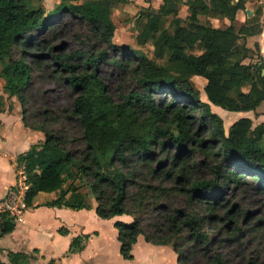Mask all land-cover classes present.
<instances>
[{
    "label": "trees",
    "instance_id": "1",
    "mask_svg": "<svg viewBox=\"0 0 264 264\" xmlns=\"http://www.w3.org/2000/svg\"><path fill=\"white\" fill-rule=\"evenodd\" d=\"M118 1L61 0L47 10L34 0H0L3 92L22 105L28 88L50 69L45 76L61 81L72 98L57 113L22 111L23 124L44 134L15 159L27 186L22 203L33 207L36 195L60 189L44 205L87 208L79 191L85 184L99 217L131 216L114 222L123 258H133L142 234L147 242L169 244L177 264H237L242 247L254 244L249 234L264 227V217L253 220L232 197L240 188L264 196V150L257 145L264 122L252 126L241 117L225 131L209 103L241 112L264 101L259 45L251 54L239 43L261 33V8L236 26L247 0H162L156 10L139 11L141 48H133L112 41L111 7ZM182 4L185 19L178 16ZM200 16L227 18L229 25L215 28ZM69 40L78 47L68 49ZM148 43L151 56L143 50ZM104 65L131 87L118 102L107 91ZM193 76L205 78L208 102ZM244 83L248 91L240 90ZM16 219L0 210V236L13 231ZM88 238L74 237L68 252L81 250ZM24 258L9 252V264ZM260 258L253 254L249 264H262Z\"/></svg>",
    "mask_w": 264,
    "mask_h": 264
},
{
    "label": "crops",
    "instance_id": "2",
    "mask_svg": "<svg viewBox=\"0 0 264 264\" xmlns=\"http://www.w3.org/2000/svg\"><path fill=\"white\" fill-rule=\"evenodd\" d=\"M255 1L262 4L258 5L261 8L259 23L262 27V34L261 41L257 42L260 54L264 58V0ZM161 3L162 0L118 1L111 7V18L113 22L114 17L119 18L127 27L129 24L130 26L135 25L139 11L156 10ZM246 9L250 10V16L246 13ZM254 11L255 9L252 11L249 7L239 10L235 15L236 26L245 23ZM180 12H183L184 16H181ZM187 15L188 6L182 4L178 16L185 19ZM202 17L206 18L203 21L200 18L201 22H207L215 28H225L229 25L227 18ZM219 22L223 25H218ZM116 29L115 26L114 32ZM246 46L252 49L250 45ZM248 89V83L240 87L241 91H248ZM2 92L3 89L0 91L1 101L6 102V98L2 97L5 93ZM200 95L203 101L208 102L205 93L200 92ZM209 104L211 110L224 119L223 108ZM245 114H241L242 117H246L243 116ZM233 118L237 120V117L233 116ZM223 122L224 129L227 130L234 120L229 118L228 123ZM43 139L44 134L40 130L31 129L23 124L18 105L15 104L11 111L4 106L0 108V210L9 188L17 181L24 179L22 167H16V156L26 152L32 144L41 142ZM86 187L89 191L88 186ZM66 188L65 184L61 187V189ZM59 191L60 189L49 193H39L33 198V207L27 208L23 205L20 208L13 231L0 236V260L2 262L10 263L9 252H21L25 254L22 264H177L176 253L169 244L147 242L142 234L138 235L136 242L132 245L133 258H123L120 254L118 231L114 222L117 220L129 222L132 220L131 216L123 214L109 219L99 217L95 211L97 204L95 199L90 192L88 195L92 197V200L87 198L86 191L82 192L80 188L79 191L86 195L89 204L87 208L71 209L65 206L44 205L45 202L56 198ZM61 228L65 230L64 233L59 231ZM83 234H89L83 248L76 252H68L71 240Z\"/></svg>",
    "mask_w": 264,
    "mask_h": 264
},
{
    "label": "rangeland",
    "instance_id": "3",
    "mask_svg": "<svg viewBox=\"0 0 264 264\" xmlns=\"http://www.w3.org/2000/svg\"><path fill=\"white\" fill-rule=\"evenodd\" d=\"M59 1L60 0H34V3L42 4V6L48 10L53 8L54 5L59 3ZM258 5L262 4H258L255 0H248V2L246 3V7L251 8L252 11L256 9ZM180 15L184 16V13L180 12ZM200 18L203 21L206 17L200 16ZM114 22L117 28L116 32H114L115 36L112 39L114 43L128 44L133 48H141V46L137 44L135 39L137 34L136 25L132 24L130 26L129 24L127 27V25H124L123 21H120L117 17H114ZM218 25L223 24L222 22H219ZM261 34L262 31L261 33L253 37L245 39V41L244 38H240L239 43L245 42L246 45H250L252 47L251 54H255L256 52L254 51V43H258L257 41H261ZM69 41L70 42L67 43L68 49H75L78 47L77 42H75L74 40ZM152 49L153 48L150 43H148L146 47L143 48V50L148 51L150 56L152 55ZM26 59L29 60L30 56H27ZM49 71L50 69L47 71H43V77L47 75ZM103 71L105 73L104 81L107 85V91L114 98L115 102H118L121 99V96L125 95L131 89V87L129 84H126L124 81H122L118 73H116L115 70H112L109 66L104 65ZM35 73L36 75L40 74V72L36 71ZM43 77L38 78V80L28 88L25 98L26 101H24L22 105L18 98L14 96L8 97V95L5 94L2 97L6 98V102H2L0 99V108L4 106V108H7L9 111H11L16 104L20 107L21 115L23 109H26V116H29L31 113L34 112H42L44 109L51 110L52 112L57 113L63 108H69L71 106L72 98L70 97V93L66 86L61 81H55L53 80V78H47L46 76L44 78ZM192 81L195 87L198 88L201 93H204L203 87L206 83L205 78L193 77ZM3 84L4 80L3 77L0 75V91H2L3 89ZM223 111H225V113L222 114L224 117L223 121H225V123H228L229 118L230 120L233 119L235 121V118H233V116L237 117V119L241 118V114L243 113H246L243 116L249 117L252 120V126H256L259 123L264 122V101L257 107L255 111L233 112L224 109ZM257 145L264 150V135L258 141ZM67 184L68 182L65 184L66 187ZM79 188L82 190V192L86 191L87 198H90L92 200V197L88 195L89 191L85 184L80 183ZM232 197L234 201L240 203V205H238L240 208L247 209L254 213L252 218L253 220H257L261 217H264V196H262L261 194L256 193L253 189L250 188H240L235 190V193L232 195ZM18 205V208L22 207L21 203H19ZM249 235H253L254 244L251 243L247 247H242V250L240 251V257L236 259L237 264H249V259L251 256H253V254L260 255L262 264H264V227H260L258 230L250 233Z\"/></svg>",
    "mask_w": 264,
    "mask_h": 264
},
{
    "label": "built area",
    "instance_id": "4",
    "mask_svg": "<svg viewBox=\"0 0 264 264\" xmlns=\"http://www.w3.org/2000/svg\"><path fill=\"white\" fill-rule=\"evenodd\" d=\"M15 185L18 187V189L13 190L9 188V190L7 191L4 197V201L2 203V209H7L17 214L20 211V208H18L19 206L18 204L21 203V205L23 206L22 196L27 186L25 185L23 180L17 181Z\"/></svg>",
    "mask_w": 264,
    "mask_h": 264
},
{
    "label": "water",
    "instance_id": "5",
    "mask_svg": "<svg viewBox=\"0 0 264 264\" xmlns=\"http://www.w3.org/2000/svg\"><path fill=\"white\" fill-rule=\"evenodd\" d=\"M246 13L250 16L251 13H250V10L249 9H246ZM264 72V71H263Z\"/></svg>",
    "mask_w": 264,
    "mask_h": 264
}]
</instances>
